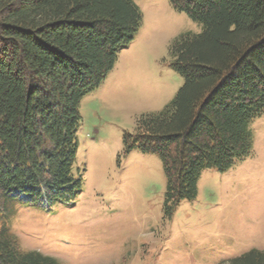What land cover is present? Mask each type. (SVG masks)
Returning <instances> with one entry per match:
<instances>
[{"label":"trees","instance_id":"obj_1","mask_svg":"<svg viewBox=\"0 0 264 264\" xmlns=\"http://www.w3.org/2000/svg\"><path fill=\"white\" fill-rule=\"evenodd\" d=\"M203 25L173 45L185 79L163 110L124 136V153L158 154L165 211L193 199L209 168L230 170L254 148L264 115V0H170ZM133 0H0V264H60L24 251L18 206L75 201L81 101L100 87L141 28ZM223 264V263H221ZM228 264H264L252 249Z\"/></svg>","mask_w":264,"mask_h":264},{"label":"rangeland","instance_id":"obj_2","mask_svg":"<svg viewBox=\"0 0 264 264\" xmlns=\"http://www.w3.org/2000/svg\"><path fill=\"white\" fill-rule=\"evenodd\" d=\"M143 21L99 88L81 101L71 203L18 206L11 231L24 251L60 264H228L264 251V115L251 121L252 154L230 170L206 169L193 199L165 211L167 178L158 154L124 153V136L163 110L185 79L173 45L203 25L170 0H133Z\"/></svg>","mask_w":264,"mask_h":264}]
</instances>
